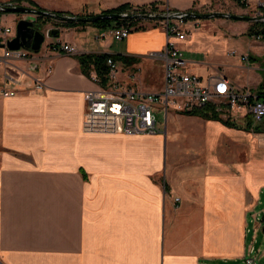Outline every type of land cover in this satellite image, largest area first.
I'll list each match as a JSON object with an SVG mask.
<instances>
[{
  "label": "crops",
  "instance_id": "1",
  "mask_svg": "<svg viewBox=\"0 0 264 264\" xmlns=\"http://www.w3.org/2000/svg\"><path fill=\"white\" fill-rule=\"evenodd\" d=\"M247 1L246 7L237 0L24 2L72 15L123 3L262 14L264 0ZM20 17L0 13V23L14 27ZM192 20L196 25L177 41L184 71L203 78L220 74L236 89L256 93L264 84V42L246 35L250 21ZM141 24L144 30L135 28L115 44L108 29L46 21L40 29L58 34L38 51L29 49V59L9 62V70L19 71L16 83L6 80L0 66V87L17 90L0 94V264H229L245 258L264 264L262 225H249L264 212V132L174 112L153 135L83 131L88 96L98 85L82 73L76 55L133 57L129 65L118 61L122 83L143 92L161 90L158 52L167 37L152 21ZM56 40L78 53L50 50ZM230 49L247 55L248 63ZM35 80L43 89L34 88Z\"/></svg>",
  "mask_w": 264,
  "mask_h": 264
},
{
  "label": "built area",
  "instance_id": "2",
  "mask_svg": "<svg viewBox=\"0 0 264 264\" xmlns=\"http://www.w3.org/2000/svg\"><path fill=\"white\" fill-rule=\"evenodd\" d=\"M238 4L246 6L247 0H237ZM136 8V7H134ZM146 8H149L146 6ZM159 12H169L159 11ZM151 13V12H146ZM262 15V14H258ZM192 19H162L152 20L166 34V43L160 54L163 61V84L158 92L139 91L128 84L122 83L118 77L121 72L118 61L112 58L106 60L108 68L107 82L101 84L100 78L92 69L89 78L98 85L97 91L90 93L85 107L82 129L86 133L103 134H147L161 132L157 115H166L169 111H192L203 106L208 107V113L219 118L235 121L247 118L254 125L264 119V96H258L249 89H236L235 85L225 76L216 74L203 78L184 71L186 60L177 41L186 39L187 29L196 25ZM144 24H118L108 28V33L114 41L124 40L129 33ZM14 27L0 23V66L6 68V80L16 83L19 71L8 69V64L14 60L29 59L30 50L25 48L9 49L7 42L14 36ZM49 49L76 55L78 49L71 44L56 40L49 44ZM230 55L238 56L248 63V56L230 49ZM7 66V67H6ZM134 79V73H128ZM34 88L43 89V82L35 80ZM17 90L0 87V94L12 96ZM243 264H254L250 258H245Z\"/></svg>",
  "mask_w": 264,
  "mask_h": 264
},
{
  "label": "water",
  "instance_id": "3",
  "mask_svg": "<svg viewBox=\"0 0 264 264\" xmlns=\"http://www.w3.org/2000/svg\"><path fill=\"white\" fill-rule=\"evenodd\" d=\"M0 10L3 12L19 13L22 16L18 19L14 26V36L7 42L9 49L25 48L32 51H38L45 38H48L54 34H58V30L43 31L40 27H37L36 18L38 15H42L56 21H75L83 23H91L98 19H125L134 18L142 20H162V19H180V18H192V19H207L213 17L229 18L236 20H245L250 22L264 21V16H247L236 15L230 13H224L219 11H212L207 13H199L193 11H169V12H156V13H137L128 14L124 13H98L93 15H68L59 14L56 11L40 10L36 8L27 7L24 5H16L14 3H0ZM260 221L264 223V213L260 217ZM264 232V224L262 226Z\"/></svg>",
  "mask_w": 264,
  "mask_h": 264
},
{
  "label": "trees",
  "instance_id": "4",
  "mask_svg": "<svg viewBox=\"0 0 264 264\" xmlns=\"http://www.w3.org/2000/svg\"><path fill=\"white\" fill-rule=\"evenodd\" d=\"M17 2H21V1H27L30 5H32V3L30 2V0H14ZM149 8H146V6L142 5L139 7L134 8L131 4L129 3H123L115 8L112 9H107L105 11H103V13H128V14H137V13H146V12H151V13H156L161 11L156 4L152 3L147 5ZM36 9H40V8H36ZM42 10V9H40ZM260 11L262 12L263 16H264V8H261ZM194 12V11H193ZM0 13H5L3 11L0 10ZM59 14H68V15H72L69 13H65V12H61L58 11ZM79 15H93V14H79ZM185 19H192V18H185ZM50 18L42 16V15H38L36 18V22H37V27H41L43 23H45L46 21H49ZM152 20H142V19H134V18H125V19H98L94 22L91 23H83V22H75V21H55V24L61 27H70V26H75V25H92V26H99L105 29H108L112 26H116L118 24H124V25H134V24H138V23H142V22H151ZM137 29H145L144 27H139ZM246 35L247 36H254V37H259L263 42H264V21H258V22H254L246 31ZM76 58L78 60L79 66H80V70L82 71L83 74H85L86 76H89V71L90 70H94L97 74V76L100 78L101 84L105 85L107 82V73H108V68L106 66V60L108 58H112L115 61H120L123 64L129 65L135 62V58L133 57H126L124 55L121 54H109V53H81L76 55ZM251 59L253 60V57H251ZM257 95L258 96H264V84L259 85L258 89H257ZM208 107L207 106H203L200 109H195L192 111H185L182 112V114L185 115H198L201 116L203 118L206 119H216L218 120V116L211 113H208ZM224 124L228 125V126H235L236 123H231L229 121H224ZM261 124V123H259ZM256 125L254 127H252L251 129L254 130L255 132H264V124L263 125ZM246 128H250L249 125H246Z\"/></svg>",
  "mask_w": 264,
  "mask_h": 264
},
{
  "label": "rangeland",
  "instance_id": "5",
  "mask_svg": "<svg viewBox=\"0 0 264 264\" xmlns=\"http://www.w3.org/2000/svg\"><path fill=\"white\" fill-rule=\"evenodd\" d=\"M248 2V1H247ZM0 3H14V4H16V5H24V6H27V7H30L29 5H28V3H26V2H24V1H21V2H17V1H14V0H0ZM240 5V4H239ZM240 6H242V7H246V6H243V5H240ZM31 8H33V7H31ZM43 10V9H42ZM245 15H247V16H253V15H250V14H245ZM22 16V15H21ZM256 16H260V15H256ZM261 16H263V14L261 15ZM49 21H56V20H54V19H51L50 18V20ZM249 22V21H248ZM256 22H258V21H256ZM250 24H249V26H251L254 22H249ZM133 26H135V24L133 25ZM45 39H47V38H45ZM44 42H45V40H44ZM43 42V43H44ZM120 42V41H119ZM42 43V44H43ZM116 43H118L117 41H115V44ZM162 53V51H160V52H158V55H160ZM238 57V56H237ZM240 59V58H239ZM241 60V59H240ZM242 61V60H241ZM260 64H262L263 65V67H264V58H263V61L260 63ZM214 75H216V74H214ZM228 79V78H227ZM257 92V91H256ZM257 94V93H256ZM169 112H171V111H169ZM174 113H182V112H178V111H173ZM219 118V117H218ZM242 119H239V120H237V121H235V123L237 124V122L239 123V122H242V123H245L246 125H249L250 126V128H252V127H254V126H256V125H258L259 123H261V124H259V125H263L264 124V119L261 121V122H259V123H257V124H254V125H252L250 122H249V119H247V118H243V117H241ZM157 120L160 122L159 123V126H161L162 124H163V122H164V115H162V114H159V115H157ZM218 120H220V121H228V119L227 118H224V117H222V118H219ZM229 122H231V121H229ZM231 123H233V122H231ZM160 128V127H159ZM97 134V133H96ZM264 213V212H263ZM262 213V214H263ZM262 214H257V215H253L252 216V218H251V223H249V225H250V227L252 226V223H260L262 226H263V222H261L260 221V217H261V215ZM262 228V227H261ZM250 252H251V250H250ZM244 261V260H243ZM221 264H227V263H221ZM229 264H243L242 262H236V263H229Z\"/></svg>",
  "mask_w": 264,
  "mask_h": 264
}]
</instances>
